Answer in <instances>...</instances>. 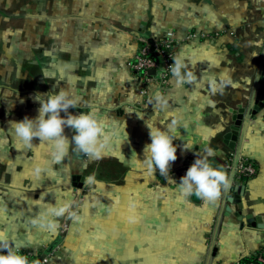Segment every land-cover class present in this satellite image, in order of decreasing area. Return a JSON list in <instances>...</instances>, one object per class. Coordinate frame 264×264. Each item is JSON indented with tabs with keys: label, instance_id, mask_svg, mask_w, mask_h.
<instances>
[{
	"label": "crops",
	"instance_id": "1",
	"mask_svg": "<svg viewBox=\"0 0 264 264\" xmlns=\"http://www.w3.org/2000/svg\"><path fill=\"white\" fill-rule=\"evenodd\" d=\"M42 5L36 36L28 33L10 45L11 70L0 86V231L37 256L55 248L50 264H244L264 255V107L252 114L264 70V0H43ZM170 33L181 41L177 53L195 65L198 78L226 73L234 86L213 95L203 81L199 88L177 86L171 77L166 87L154 82L145 88L129 62L141 39ZM191 33L206 37L188 40ZM8 41L2 43L8 47ZM14 48L22 52L20 59L12 57ZM154 86L169 98L167 111L178 110L188 122L181 139L173 141L177 159L170 176L176 183L159 170L148 175L132 158L135 153L142 161L151 143L146 122L162 130L170 122L149 103ZM67 87L92 102L115 133L99 159L70 150L55 164L48 145L36 138L26 148L10 129L11 121L39 115L37 93ZM89 110L69 109L74 115ZM240 110L231 149L226 137ZM74 134L65 128L69 139ZM188 143L192 149L184 148ZM207 147L215 152L212 163L246 157L258 173L237 183L230 171L231 188L216 204L195 195L182 200L181 177ZM37 164L48 172L36 176ZM93 173L103 187L85 185ZM237 185L245 187L239 199L236 192L230 196ZM41 196L52 204L71 199L74 209L81 206L82 222L60 218L55 236L33 226L31 219L44 207L35 201Z\"/></svg>",
	"mask_w": 264,
	"mask_h": 264
},
{
	"label": "clouds",
	"instance_id": "2",
	"mask_svg": "<svg viewBox=\"0 0 264 264\" xmlns=\"http://www.w3.org/2000/svg\"><path fill=\"white\" fill-rule=\"evenodd\" d=\"M173 63L169 65V71L177 86L191 84L195 88L202 86L205 82L208 90L213 95L223 94L225 88L234 86L226 73L219 76L205 73L202 76L196 75L192 70L195 65H191L181 53H176L172 57ZM154 91L150 96L149 103L154 105L156 111L165 112L170 122L162 124V130L154 123H147L149 129L150 144L144 146V159L141 161L135 153L139 165L148 175H155L157 170L170 182L176 183L170 176V168L177 159V145L174 140L181 139L180 129H187L188 122L177 110L174 114L169 113V98L154 86ZM36 101L40 103L39 115L36 118L24 117L23 120L10 122V129L16 140L22 142L26 148L34 146V140L39 139L40 144L48 145L50 148V158L55 164L63 163L65 158L72 153L82 154L92 159H99L105 151L111 147L115 133L109 128L106 121L99 115L95 105L85 102L79 95L74 94L70 88H59L57 93L49 92L46 95L37 93ZM88 107L87 112L82 111L79 115L72 114L70 108ZM65 115L62 116L61 113ZM134 112L129 110V113ZM141 116L140 113L136 112ZM71 127L74 135L71 139L65 135V128ZM126 139L127 133L125 132ZM185 149H192L191 143L184 144ZM203 155L197 153V158L188 168L186 175L181 177L178 184V191L182 200L195 195L204 204H216L222 195L230 190L232 178L228 170L223 166L216 165L210 161L209 157L215 155L211 147L202 149ZM48 168L37 164L34 168L36 176L47 173ZM85 185L103 187L102 182L97 181L95 174L85 177ZM37 206L44 202V196L35 200ZM135 207V205H133ZM81 206L76 205L74 209L71 199L56 201L55 204L45 203L32 219L31 224L39 227L49 234L55 236L60 230V218H68L76 224L82 222L80 214ZM130 222H134V217H129ZM22 246L11 241L8 233L0 231V264H40L38 260H29V256L22 254Z\"/></svg>",
	"mask_w": 264,
	"mask_h": 264
},
{
	"label": "built area",
	"instance_id": "3",
	"mask_svg": "<svg viewBox=\"0 0 264 264\" xmlns=\"http://www.w3.org/2000/svg\"><path fill=\"white\" fill-rule=\"evenodd\" d=\"M197 37L205 38L206 35L191 33L187 39ZM140 42V48L129 62V68L133 73L143 78L145 88L154 82L161 87H166L172 77L168 70L169 65L173 63L172 57L177 53V47L181 41L173 33H170L158 39L143 38ZM152 71L154 74H151ZM146 94V89L141 91V95L145 96ZM223 166L228 172L232 171L234 173V179L237 183L252 179L258 173L256 164L246 157L235 159V157L230 156ZM21 252L28 255L30 261L41 259L40 264H50L57 254L55 248L45 252L43 258H41L42 255L37 256L29 251ZM246 264H264V255L259 254Z\"/></svg>",
	"mask_w": 264,
	"mask_h": 264
},
{
	"label": "rangeland",
	"instance_id": "4",
	"mask_svg": "<svg viewBox=\"0 0 264 264\" xmlns=\"http://www.w3.org/2000/svg\"><path fill=\"white\" fill-rule=\"evenodd\" d=\"M50 1L52 0H45V3L48 4ZM42 4L43 0H0V86L6 84L5 78L9 74L7 71L11 70L10 45L14 44L15 40L26 38L28 33L36 36L38 7L39 5L43 7ZM7 39L8 47L2 43ZM21 56L22 52L14 48L12 57L20 59Z\"/></svg>",
	"mask_w": 264,
	"mask_h": 264
},
{
	"label": "water",
	"instance_id": "5",
	"mask_svg": "<svg viewBox=\"0 0 264 264\" xmlns=\"http://www.w3.org/2000/svg\"><path fill=\"white\" fill-rule=\"evenodd\" d=\"M259 93L257 94L256 98H255V103L253 106V110H252V114H256L258 113L262 107H264V70H263V76L261 78V83H260V87H259ZM242 113L243 110H240L238 112H235V125L231 128V132L230 134L226 137V144L229 145V147L231 149L235 148V140H236V136L239 133V126L241 125V120H242ZM76 157H85L82 154H76ZM214 166L219 165V166H223L222 164H217V162L213 163ZM224 167V166H223ZM76 185H80V184H76ZM245 187L243 185H237L234 186L232 193L230 194L231 197H233L235 195L234 192H236V195H238L237 199H239L241 193L244 192ZM53 248H51L50 250H52ZM44 256L42 255L41 258H43ZM41 261V259L39 260V262Z\"/></svg>",
	"mask_w": 264,
	"mask_h": 264
},
{
	"label": "trees",
	"instance_id": "6",
	"mask_svg": "<svg viewBox=\"0 0 264 264\" xmlns=\"http://www.w3.org/2000/svg\"><path fill=\"white\" fill-rule=\"evenodd\" d=\"M246 263H248V262L246 261ZM246 263H244V264H246Z\"/></svg>",
	"mask_w": 264,
	"mask_h": 264
}]
</instances>
